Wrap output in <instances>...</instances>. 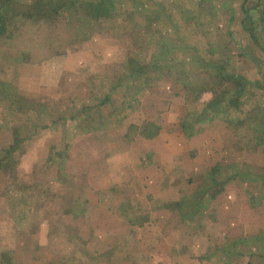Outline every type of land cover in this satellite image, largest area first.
I'll return each mask as SVG.
<instances>
[{
    "label": "rangeland",
    "instance_id": "1",
    "mask_svg": "<svg viewBox=\"0 0 264 264\" xmlns=\"http://www.w3.org/2000/svg\"><path fill=\"white\" fill-rule=\"evenodd\" d=\"M157 1L148 17L117 2L111 21L85 38L27 19L21 40L1 44L0 264H264L263 132L245 114L256 103L239 117L203 115L190 135L184 123L212 93L197 105L166 69L133 71L174 30L165 14L157 19L162 7L179 24L180 14L205 9L221 14L214 32H225L228 48L218 49L233 70L264 86V31L256 19L257 44L242 25V4L256 18L264 0ZM149 123L160 128L153 138L141 135ZM215 167L228 181L215 183Z\"/></svg>",
    "mask_w": 264,
    "mask_h": 264
},
{
    "label": "trees",
    "instance_id": "2",
    "mask_svg": "<svg viewBox=\"0 0 264 264\" xmlns=\"http://www.w3.org/2000/svg\"><path fill=\"white\" fill-rule=\"evenodd\" d=\"M121 0H0V46L14 40H21L23 37L19 34L20 24L23 28L29 21L45 22L46 31H53V27L58 24L65 26L70 25L71 31L76 38H85L97 30V26L106 21H111V18L116 15L117 2ZM139 4L143 16L148 17L153 10L149 4V0H130ZM260 1V0H259ZM263 0H261L262 2ZM157 7H162L163 0L157 1ZM203 3V1H202ZM201 3V4H202ZM258 5V4H257ZM213 6V5H212ZM260 6V5H259ZM202 6H199V9ZM258 6L252 8L258 10ZM231 13L230 20L235 19L233 10L228 7ZM244 11L243 27L250 33L253 41L259 44L256 34L255 20L264 31V2L261 4L259 14L256 18L250 12L251 9L246 7V3L242 4ZM164 14L166 19L172 24L174 30L168 31L163 38L159 40L158 50L154 53L153 58L149 62H144L141 59H134L133 69L135 75H141L146 71H156L166 69L167 72L173 75L177 83L185 84L186 87H192L195 95V104L198 105L200 96L204 92H211L212 98L208 103L202 106L200 115L193 125L185 124L184 126L188 134L193 135L202 128L196 127L202 124L201 116H206V121H210L219 116H228L230 114L244 113L243 106L250 101L255 102L251 111L245 114L250 122L263 132L262 136H258L259 140L264 143V95H256V89H263L261 81L252 80L243 73H238L233 70L231 59H225L224 55L218 49V46L228 48L229 42L224 33L221 31L214 32V28L220 25L221 14L219 12L202 9L201 12H196L193 9L180 14V24L176 19L175 13L167 12L165 7L157 13V19H162ZM155 19V17H154ZM192 24V31L186 30L188 25ZM57 25V26H58ZM190 32V33H189ZM228 35L233 36V33L228 30ZM195 38L196 43H190L189 39ZM222 42V44H221ZM53 49L52 41H45ZM58 47V46H57ZM217 47V50H216ZM59 49V47H58ZM224 49V48H223ZM54 50V49H53ZM60 50V49H59ZM225 50V49H224ZM217 51L219 56L216 55ZM204 52H206L204 54ZM63 54L64 52H57ZM56 53V54H57ZM191 56L192 59H182L184 55ZM260 114L262 115L260 117ZM93 120H95L93 118ZM236 120L230 119L231 122ZM241 119H238L240 121ZM83 125L87 121L83 120ZM92 125L93 123H89ZM195 124V125H194ZM88 126V125H87ZM160 128L156 124L149 123L141 131V135L147 138H153L159 133ZM18 148L21 145L19 138ZM14 149V148H11ZM11 155V153H9ZM3 159L0 165L4 166ZM218 168L215 167L213 173L210 174L213 180L216 179ZM227 179L217 180L215 183L222 184L228 181ZM212 182V181H211ZM210 181L203 182L199 189L209 187ZM209 189V188H208ZM220 189L217 191V193ZM205 193V192H204ZM216 193V194H217ZM207 195V194H206ZM215 194L198 199L194 198L195 205H202L209 200H212ZM204 196V195H203ZM204 200V201H203ZM247 264H258L253 260H249Z\"/></svg>",
    "mask_w": 264,
    "mask_h": 264
}]
</instances>
